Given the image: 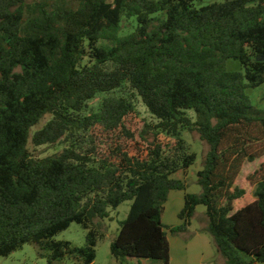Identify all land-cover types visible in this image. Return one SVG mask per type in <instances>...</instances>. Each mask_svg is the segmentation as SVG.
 <instances>
[{
  "label": "trees",
  "instance_id": "1",
  "mask_svg": "<svg viewBox=\"0 0 264 264\" xmlns=\"http://www.w3.org/2000/svg\"><path fill=\"white\" fill-rule=\"evenodd\" d=\"M201 1L0 0V258L36 245L48 264H95L102 221L132 202L110 248L117 264H170L169 235L189 233L199 206L226 264H264V164L248 177L253 199L234 207L243 164L264 155L247 150L264 139L247 93L264 84V0ZM124 20L136 24L127 35ZM137 99L156 123L136 133ZM47 115L33 144L66 146L37 158L31 130ZM184 131L208 146L199 194L187 192L197 156ZM173 191L185 192L181 223L165 226ZM73 223L88 232L82 247L56 240Z\"/></svg>",
  "mask_w": 264,
  "mask_h": 264
},
{
  "label": "rangeland",
  "instance_id": "2",
  "mask_svg": "<svg viewBox=\"0 0 264 264\" xmlns=\"http://www.w3.org/2000/svg\"><path fill=\"white\" fill-rule=\"evenodd\" d=\"M228 0H202L197 3L198 7L210 5L212 3H223ZM134 20H124L122 24L121 34L127 35L134 31L135 29ZM228 70L229 71H241L242 65L238 61L229 60L228 61ZM248 95L250 97V103L252 106L256 107L259 110L264 111V84L256 89L248 90ZM99 98L95 99L91 104L94 107H97L99 104ZM136 113L133 117H130L128 120L127 126L131 128L132 132H139L144 123L155 124L156 119L153 117L146 106L142 103L141 99L135 100ZM188 116H190L193 120H195V115L193 112H188ZM51 116L47 115L45 118L39 123V125L35 126L31 130V135L28 143V149L31 154L37 158H46L49 156H53L55 154L60 153L65 144H55V145H44V146H35L32 142V137L36 131L42 129L48 121L51 120ZM260 132V128H253V135H258ZM260 137V136H257ZM124 142L127 143L128 147L133 148L135 145V139H131L127 136H123ZM161 140L164 143H173V140L165 135H161ZM183 138L186 141L187 147L190 153H195L197 156V160L195 164L189 169L187 174L184 176V179L187 183V192L191 194H199L201 192V187L197 183V173L203 168V158L208 151V146L205 142H203L196 132H183ZM247 150L252 155H258L264 151V139L262 141H253L251 142ZM264 164V155H259L254 162L245 161L242 166L241 173L235 183V185L244 188L247 192L246 197L237 201L234 204L235 210H238L239 206L242 205L247 200L253 199V187L248 182V177L252 175L256 170H258ZM183 179V178H181ZM183 191H173L171 192L169 205L167 207V215H166V223H171V221L176 219L175 206L177 204V197L184 196ZM181 202V200H180ZM181 204V203H180ZM132 202H125L116 210H110V217L102 221L103 233L104 237L101 239L97 245V258L95 264H115L116 260L111 255V244L117 237L120 224L124 220H126ZM177 211V210H176ZM87 231L80 225L73 223L67 230L59 233L56 236V240L58 241H67L71 242L73 245L77 247H82L85 245ZM0 264H48L45 259L39 257V248L36 245H25L23 249L14 252L8 258H0ZM64 264H72V261L67 260Z\"/></svg>",
  "mask_w": 264,
  "mask_h": 264
},
{
  "label": "crops",
  "instance_id": "3",
  "mask_svg": "<svg viewBox=\"0 0 264 264\" xmlns=\"http://www.w3.org/2000/svg\"><path fill=\"white\" fill-rule=\"evenodd\" d=\"M170 196L171 193L169 195V199ZM184 196H181V198H179L180 196H176V219L175 222L173 220L169 224L165 221L169 202L166 203L162 219L165 226H177L181 223L178 215L184 207ZM205 220V208L203 206H199L196 210V215L189 229V233L179 236L169 235L171 248L170 264H226L225 259L221 255L217 254L211 237L203 232L206 224ZM115 264H117V262H115ZM142 264L163 263L155 260H142Z\"/></svg>",
  "mask_w": 264,
  "mask_h": 264
}]
</instances>
